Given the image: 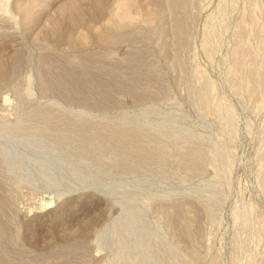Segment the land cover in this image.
<instances>
[{
  "label": "rangeland",
  "instance_id": "374dc122",
  "mask_svg": "<svg viewBox=\"0 0 264 264\" xmlns=\"http://www.w3.org/2000/svg\"><path fill=\"white\" fill-rule=\"evenodd\" d=\"M0 264H264V0H0Z\"/></svg>",
  "mask_w": 264,
  "mask_h": 264
},
{
  "label": "bare ground",
  "instance_id": "6f19581e",
  "mask_svg": "<svg viewBox=\"0 0 264 264\" xmlns=\"http://www.w3.org/2000/svg\"><path fill=\"white\" fill-rule=\"evenodd\" d=\"M4 1H7V0H4ZM4 12H6V10Z\"/></svg>",
  "mask_w": 264,
  "mask_h": 264
}]
</instances>
